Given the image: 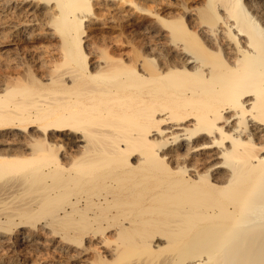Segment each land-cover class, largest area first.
Segmentation results:
<instances>
[{"label":"bare ground","instance_id":"bare-ground-1","mask_svg":"<svg viewBox=\"0 0 264 264\" xmlns=\"http://www.w3.org/2000/svg\"><path fill=\"white\" fill-rule=\"evenodd\" d=\"M0 264H264V0H0Z\"/></svg>","mask_w":264,"mask_h":264},{"label":"rangeland","instance_id":"rangeland-1","mask_svg":"<svg viewBox=\"0 0 264 264\" xmlns=\"http://www.w3.org/2000/svg\"><path fill=\"white\" fill-rule=\"evenodd\" d=\"M140 1H138V3H139ZM139 5V4H138ZM140 5H142L143 7H145L146 5H148L147 6V8H150L151 7V9L153 8L151 5H153V4H151L150 2L148 3V4H146V2H145V4L143 3V1H141L140 2ZM139 5V6H140ZM131 12V11H130ZM134 15H136V16H139L138 14H134ZM136 16H134V17H132L130 20H127L126 22L124 21V20H122V19H120V18H115V19H117V20H115V19H113V21L115 22H112V21H110V22H105V23H107V24H105L104 23V25L102 24V23H97V25L96 24H94V26H93V24L92 25H90L91 27H89V29H91L92 31H90L89 30V32H90V34H91V36L93 37L92 39H94L95 38V41H97L98 43H100V45L102 46V44L106 41V39L108 40V39H110L111 38V40L113 39L114 41L116 40V39H118V40H116V41H119L120 39H125V38H123V35H124V37H125V29H126V36L127 35H131V33L132 34H134L135 32V30L137 29V24H138V22L140 21L139 19L140 18H136ZM137 19V20H136ZM133 20V21H132ZM139 20V21H138ZM132 21V22H131ZM136 21H138V22H136ZM102 22V21H101ZM125 22V23H124ZM134 22V23H133ZM117 23V24H116ZM129 23H131V24H129ZM122 26H121V25ZM136 24V25H135ZM99 25V26H98ZM107 25V26H106ZM120 27H119V26ZM127 25V26H126ZM93 26V27H92ZM100 26H102V27H100ZM126 26V27H125ZM129 26V27H128ZM133 26V27H132ZM95 27V28H94ZM97 27V28H96ZM135 27V29H134V31H133V28ZM98 28H99V30H98ZM123 28V29H122ZM129 30H128V29ZM95 30H96V32H95ZM120 30V31H119ZM128 30V31H127ZM98 32H100V33H102V34H99ZM119 32V33H118ZM127 32H128V34H127ZM129 32H130V34H129ZM94 33H96V34H94ZM108 33V34H107ZM121 34H123V35H121ZM95 35V36H94ZM98 35V37H96ZM109 35V36H108ZM114 35V36H113ZM116 35V36H115ZM106 36V37H105ZM112 36V37H111ZM119 36H122V37H119ZM100 37V38H99ZM102 37V38H101ZM108 37V38H107ZM97 38V39H96ZM105 39V40H104ZM94 41V40H93ZM100 41H102V43L100 42ZM127 49V50H126ZM121 51L122 50H124V51H128V48H124V49H120Z\"/></svg>","mask_w":264,"mask_h":264}]
</instances>
